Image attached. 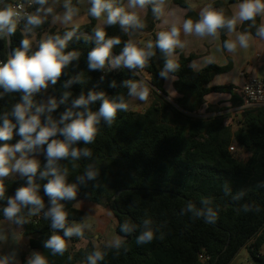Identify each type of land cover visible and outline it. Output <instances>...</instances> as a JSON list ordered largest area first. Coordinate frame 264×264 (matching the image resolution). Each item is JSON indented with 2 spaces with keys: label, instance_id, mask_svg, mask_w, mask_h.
I'll use <instances>...</instances> for the list:
<instances>
[{
  "label": "trees",
  "instance_id": "trees-1",
  "mask_svg": "<svg viewBox=\"0 0 264 264\" xmlns=\"http://www.w3.org/2000/svg\"><path fill=\"white\" fill-rule=\"evenodd\" d=\"M62 1L59 0L58 3L61 4ZM76 1L72 0L73 5ZM174 1L188 10L186 19H198L184 0ZM3 2L11 3L12 0H2L1 3ZM220 5L218 2L214 4L217 8ZM36 7L38 5H33V11ZM62 10L60 5L58 11ZM156 20L149 6L143 19L146 32H154ZM255 23L259 26V17ZM24 24L25 21L22 26L17 27L8 41L0 37V63L6 62L13 51L21 46ZM94 26L91 19L89 24L78 28L76 35L94 36ZM69 30L71 28L58 29L48 20L35 29L37 45L32 43L31 52L38 50L39 41L46 33L62 36ZM104 30L107 38H121V44L112 49L113 56L119 55L129 39L128 35L123 33L118 24L105 25ZM240 30L254 35L256 32L251 22H244ZM227 34L223 30L220 33L222 46ZM93 47L94 41L85 43L83 39L77 40L74 37L65 51H78L79 59L64 70L55 85L50 84L46 91L34 97L37 104L47 103L50 97L57 100L58 107L51 113L54 119L58 120L81 93L87 95L89 91H103L109 98L123 94L129 104L131 97H128L127 89L122 84L128 79L140 80L137 74L139 70H89L87 57ZM155 52L149 66L144 69L150 74L154 95L148 109L143 113L132 112L130 109L127 112L120 111L111 126L102 120L95 143L85 145L79 142L74 145L78 148H90L93 153L90 159L82 157L75 162L60 161L61 165L69 168L67 182L78 185L75 200L61 201L68 212V223L84 220L85 213L75 207L77 201L83 200L109 207L116 219L117 235H124L119 226L125 220L142 225L143 220L151 219L153 226L159 229L151 243L138 245L135 239L140 231L138 228L127 236L119 255L115 249H106L104 246L101 250L106 251L107 255L99 264H232L243 249H246L249 256L247 264H264V186H261L264 184V108L245 107L233 86H209L216 75L230 71V64H209L196 72L190 67L196 56L186 57L179 50L176 53L179 54L180 67L171 74L175 77L173 88L179 98L171 103L164 87L166 79L159 75L164 57L158 48ZM81 73L83 83L63 87L68 79ZM113 81L116 82V87H110ZM66 91L71 95L65 103H59ZM0 92H3L2 88ZM212 93L230 94L233 104L242 106L241 118L235 120V125L228 124L227 117L221 113L208 118L194 117L205 105V97ZM20 102L21 92L5 93L0 98V116L10 112ZM100 103L96 101L89 107L92 111H98ZM214 109L209 107L208 112L211 113ZM45 118L46 114L42 115V122ZM55 138L63 139L60 135ZM20 139L17 126L13 138L7 143L14 145ZM3 143L0 141V144ZM231 147L234 148L233 151H230ZM239 152L246 154L245 160L240 159ZM38 161L39 170L43 171L47 163L45 153ZM92 162H96L99 168L98 177L79 183L77 178L84 174L85 167ZM72 163H77L79 167L73 169ZM4 183L6 193L5 199L0 200V221L5 220L3 208L7 204V198L14 196L17 188L26 186L27 179L6 178ZM36 183L40 185L39 195L45 203L46 211L50 207L49 197L45 195L43 187L47 179L41 180L37 176ZM225 185L231 189L227 196L224 194ZM121 190L123 191L117 195ZM239 191H244L245 195L239 201L233 200L232 196ZM202 198H209L212 201L210 206L218 212L214 223H207L204 218H193L191 213L181 214L189 201L198 208L202 207ZM245 204L250 207L247 212L243 211ZM27 212L24 209L23 214L27 216ZM28 219L22 225L12 222L21 227L30 250L45 255L49 264H87L86 257L96 249L88 243L85 248L76 251L67 248L63 256H54L44 247V242L53 234L51 221L43 217V211ZM59 234L63 235V232ZM161 234L163 239L160 238ZM78 242L79 237H72L68 244ZM201 255L207 260L201 261ZM27 260L23 256L20 264H26Z\"/></svg>",
  "mask_w": 264,
  "mask_h": 264
},
{
  "label": "clouds",
  "instance_id": "clouds-1",
  "mask_svg": "<svg viewBox=\"0 0 264 264\" xmlns=\"http://www.w3.org/2000/svg\"><path fill=\"white\" fill-rule=\"evenodd\" d=\"M2 2V0H0ZM59 0H53V4ZM90 8L88 14L100 20L105 17L103 25H119L126 35H134L143 30L146 25L141 19L139 11L151 6V11L156 19L164 13L165 0H127L125 6L121 0H89ZM33 5H38L34 11H28ZM63 12L57 13L49 0H24V2L9 3L3 2L0 7V36L10 37L15 34L18 25L25 21L21 40V46L16 48L8 57L7 61L0 63V98L5 93L21 92L22 102L16 103L10 112H5L0 119V200L5 199V179L19 174L27 179L26 186L16 189L15 195L7 198V204L3 208V216L6 220L14 221L17 224H24L28 218L38 216L43 211V217L51 221L53 234L44 242V247L51 251L52 255H60L67 251L68 241L72 237H83L84 231L90 228L85 222L68 223V212L60 201L75 200L78 193L76 183H68L69 168L61 165V160L78 161L83 158H91L93 153L88 147H75L79 142L85 145L95 143L99 135V125L103 120L109 126L116 119L120 111L127 112L129 104L125 96L119 94L109 98L103 91H89L87 95L80 94L72 101V106L64 111L60 118L54 119L51 113L57 109L58 102L50 97L47 103L37 104L34 97L46 91L49 85H55L61 78L64 70L73 62L79 59L78 51H65L68 44L75 37L83 39L85 43L94 41L95 47L88 53L87 64L89 70L112 71L120 68L139 70L142 72L149 66L152 57L156 55L155 49H159L164 57V65L159 75L163 79H175L171 74L178 71L180 64L176 55L177 49H184L186 41L181 39V28L175 23L168 30L157 33L155 42L149 40L141 46L142 42L128 39L119 55L113 56L112 49L121 44V38L114 36L107 38L104 27L97 24L94 28V36L82 34L76 35L79 26L73 25L71 30L60 34L45 36L39 41L38 50L31 52L32 43L35 39V29L40 28L51 17V24L62 26L72 25L74 17L79 14V8L73 5L72 0H63ZM264 17V0H239L234 5L232 15H226L225 9L215 8L212 4L204 6L198 19H184L182 31L185 36L195 35L197 37H211L212 40H219L221 31L229 35L235 33V39H226L223 48L229 53H235L238 48L247 49L253 39L249 31L237 32V26L244 22H251L256 28L255 35L264 39V22L256 26V18ZM31 37V38H29ZM219 50V48H218ZM213 58H206L205 63H212ZM192 67H195L193 62ZM103 76L101 80H103ZM75 83H83V74L72 76L63 87L68 88ZM122 86L127 89L128 97L137 98L146 102L150 95V87L142 78L140 80L128 79L123 81ZM110 87H116L113 81ZM70 92H64L59 103H65ZM96 101H100L98 111H92L89 107ZM82 109V110H75ZM46 114L42 122V115ZM13 118L15 123H13ZM21 139L13 144L7 143L13 138L14 129H17ZM58 135L63 139H57ZM46 146V147H45ZM43 150L47 163L43 171H40V163L31 154ZM79 165L72 163V168ZM99 175V168L96 162L89 163L84 174L77 179L83 184L87 180H95ZM39 176L41 180L47 179L43 185L45 195L49 197L50 207L45 209V203L39 195L40 185L36 183ZM261 186H264L262 184ZM231 189L225 185L224 194L227 196ZM245 195L244 191L237 192L232 199L239 201ZM209 198H202V207L189 201L182 209L181 214L191 213L193 218H204L207 223H214L218 218V212L210 205ZM27 209V216L23 214ZM250 210L249 205H243V211ZM121 233L105 244L106 249L119 250L124 247L127 236L136 232V243L145 245L156 238L159 230L153 226L151 219L143 220L142 225H137L125 220L119 226ZM63 232L60 235L59 232ZM4 237L0 236V239ZM163 239V234L160 236ZM106 251L96 248L86 257L87 264H99L105 259ZM70 258V257H69ZM15 254L6 255L0 258V264H13ZM26 264H49V260L40 252H34L28 258Z\"/></svg>",
  "mask_w": 264,
  "mask_h": 264
},
{
  "label": "crops",
  "instance_id": "crops-1",
  "mask_svg": "<svg viewBox=\"0 0 264 264\" xmlns=\"http://www.w3.org/2000/svg\"><path fill=\"white\" fill-rule=\"evenodd\" d=\"M184 1L189 5L190 9L198 17L199 12L201 10V8L198 5V0H195L193 2L194 4H191L192 1L191 2H189L188 0H184ZM217 2L221 4L220 7L218 8L225 9L226 15L230 16L233 14L234 5L239 3V0H213L211 3L213 7H215L214 4ZM77 3H78V0L74 4V6L77 7ZM62 12L63 10L60 11V13ZM187 14H188L187 9L182 8L181 6L176 4L174 0H171L168 3L167 8L164 9V13L160 17L159 24L158 23L156 24L157 22L156 20L154 32L153 33L146 32L144 33V36L142 38L136 41L142 42L143 39H146L148 37H153V42H154V39L156 38L158 32L162 30H168L171 27V25L175 23L177 27L181 28V39L187 42L186 47L184 49L182 50L177 49V50H179V52L186 57L191 56V55L196 56V58L190 63V67L194 71L197 72V71L202 70L209 64H216L218 66H227L230 64V71L225 74L216 75L211 81V83L209 84V86L210 87L225 86V85L233 86L235 88L234 92L236 93V95L244 101V98L241 94V89L245 83V77H243L241 73L242 72L248 73L252 76H257L259 78H261L260 76L264 75V39H260L259 37H256L254 34L251 33L253 39L250 41V46L247 49L238 48L235 53H229L228 51L223 50L221 37L219 38V40L214 41L212 40L211 37H197L195 35L185 36L182 31V22L184 19H186ZM78 20H80L79 15L74 17L72 25H69L67 27L62 26L60 24H56V25L52 24V25L56 26L58 29L72 28L73 25H77ZM90 22H91V19H89V23ZM262 22H264V17H259V23L261 24ZM87 24L77 25V26L82 27ZM242 25L243 24H240L237 26V32H241L240 29ZM235 35H236L235 33L231 35L227 34V39H235ZM176 55L177 57H179V54L176 53ZM209 57L213 58V62L205 63L206 58H209ZM193 62H195L194 68L192 67ZM149 80H150L149 83L151 86V77ZM174 81L175 79H171V78L166 79L165 86H164L168 94L167 98L173 101L179 98V95L176 93V91L173 88ZM218 99H223V100L230 99V101L232 102L231 100L232 96L230 94H218V93H212L206 96L205 102L206 100L207 101L209 100L211 101V103H213L217 101ZM241 109H242V106L241 107L237 106L236 108V110H241ZM95 206L101 207L100 205H95ZM95 214H96L95 215L96 217L100 218L101 214H107V212L105 211L103 212L101 209L97 208V210H95ZM0 223H3L5 224L6 227H9V229L8 228L6 229L10 230L13 234H15L16 238H17V234L21 235V237H19L21 238V240L19 241V244L23 245L24 255L22 256H25V258L28 259L32 253L29 250L28 240L23 236V231L21 227L15 225L12 221H9L6 219L0 221ZM114 223L116 227V219H114ZM247 259L249 260V257Z\"/></svg>",
  "mask_w": 264,
  "mask_h": 264
},
{
  "label": "rangeland",
  "instance_id": "rangeland-1",
  "mask_svg": "<svg viewBox=\"0 0 264 264\" xmlns=\"http://www.w3.org/2000/svg\"><path fill=\"white\" fill-rule=\"evenodd\" d=\"M171 0H165V6L164 9L167 8L168 3ZM189 2L192 1L191 4H194L193 2L195 0H188ZM213 0H198V5L199 7L202 9L204 6H206L207 4H211ZM121 2L126 6L127 5V0H121ZM1 3V2H0ZM50 5L54 6L55 11L58 13L59 9H60V5L63 4V1L61 4L56 3L53 4L52 1L49 2ZM3 6V3L0 4V7ZM90 3L89 0H78L77 3V8H79V16H80V20H78L77 25H83V24H87L89 23V19H92L94 21L95 27L97 24L101 25V26H105L103 25V20L105 19V17H101V19L98 21L94 18H92L89 14H88V10L90 8ZM139 11L140 17L143 20L148 11H149V6L144 9V10H137ZM60 13V12H59ZM49 21L51 24V17H49ZM160 18L157 19L156 24H159ZM146 28H144L143 30L137 32L134 35H128L129 39H133V40H138L140 38H142L144 36V33H146L145 31ZM0 37H5V39L8 41L9 37L6 36H0ZM44 37V35L42 36ZM149 40L153 41V37H148L146 39L142 40V45L146 44ZM33 44H35V46L37 45L36 42V37L33 40ZM139 78L140 79H144L145 82L149 85L150 87V95L149 98L146 102H141L140 100H138L137 98H132L129 101V109L132 112H136V113H143L145 112L148 107L151 105L152 101H153V97L154 95L152 94V87L150 86L149 83V79H150V75L148 72H146L145 70H143L142 72H140L139 74ZM262 79H264V75L260 76ZM171 103H173V100L167 98ZM209 107H214V111H212L211 113L208 112ZM237 105H234L230 99L229 100H223V99H218L217 101L211 103V101H207L206 100V104L202 107V109L194 115V117L196 118H208L211 116H215L218 113L223 114V116L227 117V123L228 124H236V121L239 120L241 118L240 115V110H236ZM223 110V111H221ZM233 120V121H232ZM236 120V121H235ZM235 129H233L234 131ZM44 154L43 150L37 151L36 153L31 154L33 158L35 159H39L42 155ZM239 157L242 160L246 159V154H244L243 152H239ZM21 177L18 173L14 174L10 177H8L9 179H16ZM61 202V201H60ZM75 207L77 209L82 210L85 213V219L83 222L87 223L90 225V228L85 229L84 231V236L83 237H79V242L78 243H69L68 244V249L70 251H76L79 250L81 248H85L88 243H91L92 245H94L96 248H103L106 244L107 241L113 239L114 237L117 236L116 233V227H115V223H114V215L112 214L111 210L109 209L108 206H101V207H96L95 205H93L90 202L87 201H83V200H79L75 203ZM97 208L101 209L103 212H107V214H101L100 218L96 217L95 215V210H97ZM82 222V221H81ZM73 223H80V222H70L69 225L73 224ZM9 227H6L5 224L0 223V236L4 237L2 239H0V256H6V255H11V254H15V260L13 261V264H20L21 259H22V255H24V249H23V245L19 244V241L21 240V235L17 234V238L15 236V234H13L10 230L6 229ZM17 228V227H16ZM19 254H18V253ZM262 253L264 254V246L262 247ZM240 255L242 256V259L239 261L242 264H247L248 262V253L246 251V249H243L240 253ZM238 262V263H239Z\"/></svg>",
  "mask_w": 264,
  "mask_h": 264
},
{
  "label": "built area",
  "instance_id": "built-area-1",
  "mask_svg": "<svg viewBox=\"0 0 264 264\" xmlns=\"http://www.w3.org/2000/svg\"><path fill=\"white\" fill-rule=\"evenodd\" d=\"M24 2V0H12L11 3ZM28 11H33V6L27 9ZM24 21L22 20L18 27L22 26ZM241 75L245 77V83L241 89V94L244 98L245 107H261L264 108V80L252 76L248 73L242 72ZM234 148H230L233 151ZM201 261H206L207 258L200 256Z\"/></svg>",
  "mask_w": 264,
  "mask_h": 264
},
{
  "label": "water",
  "instance_id": "water-1",
  "mask_svg": "<svg viewBox=\"0 0 264 264\" xmlns=\"http://www.w3.org/2000/svg\"><path fill=\"white\" fill-rule=\"evenodd\" d=\"M122 191H123V190L117 192V195H119ZM114 199H115V197H114ZM29 250H30V248H29ZM30 251H31V253H34L33 250H30ZM241 259H242V256H241V255L237 256V258L234 260V262H233L232 264H238V262H239Z\"/></svg>",
  "mask_w": 264,
  "mask_h": 264
}]
</instances>
